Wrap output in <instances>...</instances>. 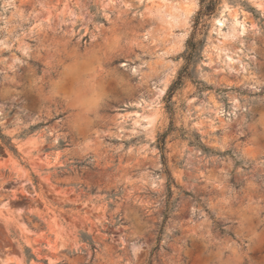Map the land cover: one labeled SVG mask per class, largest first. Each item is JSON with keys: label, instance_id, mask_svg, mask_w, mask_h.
Here are the masks:
<instances>
[{"label": "rangeland", "instance_id": "1", "mask_svg": "<svg viewBox=\"0 0 264 264\" xmlns=\"http://www.w3.org/2000/svg\"><path fill=\"white\" fill-rule=\"evenodd\" d=\"M263 118L264 0H0V264H264Z\"/></svg>", "mask_w": 264, "mask_h": 264}, {"label": "bare ground", "instance_id": "2", "mask_svg": "<svg viewBox=\"0 0 264 264\" xmlns=\"http://www.w3.org/2000/svg\"><path fill=\"white\" fill-rule=\"evenodd\" d=\"M178 5L184 6V7H189L185 2H179ZM85 82V81H84ZM83 82V84H85ZM89 85V84H88ZM83 86L80 85L79 82H75L71 88H66V87H61L59 90L69 96H71L72 100L74 102H79L83 105H92L94 104L99 96L101 95V91L99 90V87H92V86ZM92 85V84H91ZM85 89H81V87ZM58 90V91H59ZM264 119V118H263Z\"/></svg>", "mask_w": 264, "mask_h": 264}, {"label": "trees", "instance_id": "3", "mask_svg": "<svg viewBox=\"0 0 264 264\" xmlns=\"http://www.w3.org/2000/svg\"><path fill=\"white\" fill-rule=\"evenodd\" d=\"M0 139L2 140L4 146H6L7 148H9L14 154H17V150L13 146V144L10 142V140H7L3 135H0ZM25 255L27 257L28 264H31L30 262H31L32 259H35V256L31 252V250L29 248H27V247L25 249Z\"/></svg>", "mask_w": 264, "mask_h": 264}]
</instances>
